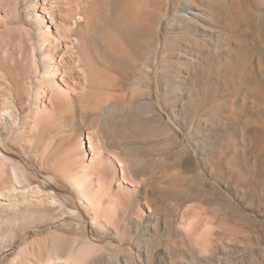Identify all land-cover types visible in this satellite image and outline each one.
I'll return each instance as SVG.
<instances>
[{
	"label": "rangeland",
	"instance_id": "1",
	"mask_svg": "<svg viewBox=\"0 0 264 264\" xmlns=\"http://www.w3.org/2000/svg\"><path fill=\"white\" fill-rule=\"evenodd\" d=\"M133 7L134 15L127 11L121 19L112 7L101 12L93 30L99 49L91 51L106 79L98 84L92 78L91 86L103 89L96 95H113L124 106H103L96 112L101 121L89 115L95 106L66 115L62 128L50 133L57 135L49 160L44 156L47 163L26 160L21 146L14 149L29 162L30 173L52 178L78 215L67 208L11 210L0 235L11 239L47 221L55 225L32 238L52 231L53 238L91 235L101 246L103 264H264V0H134ZM133 26L148 32L135 52ZM19 35L17 30L6 35L12 57ZM92 124L109 132L108 149L129 163L140 184L128 218L120 211L114 230L90 225L88 211L58 175L60 164L81 155L77 141ZM37 146L42 152L45 142ZM185 208L201 214L193 234L204 222L211 224L209 240L181 229Z\"/></svg>",
	"mask_w": 264,
	"mask_h": 264
},
{
	"label": "bare ground",
	"instance_id": "2",
	"mask_svg": "<svg viewBox=\"0 0 264 264\" xmlns=\"http://www.w3.org/2000/svg\"><path fill=\"white\" fill-rule=\"evenodd\" d=\"M133 5L134 0H0V227L6 223L11 210L36 208L38 213L40 210L52 212L67 208L71 216L78 215L79 211L72 208L71 200L66 201L57 193L52 178L43 177L36 171L34 174L30 173L31 166L26 160L42 164L50 150L48 147L53 143L51 140L57 135L50 133L62 128L69 117L66 115L85 112L87 106H95V113L89 115L101 121L100 113L96 112L103 109V106H124L116 102L113 95L105 98L96 95V92H103V89H94L91 86L92 78H97L100 82L98 84L104 83L106 79L99 68L100 62L97 64L92 59L91 51L99 49L93 30L100 25L101 12L112 7L119 15L123 14L118 15L120 18L127 11L129 15L133 14ZM190 14L199 16L196 12ZM11 30L20 33L15 44V57L10 54L7 44L6 35ZM129 30L132 52H135L143 46L142 40L148 36V32L146 29L139 30L137 26ZM141 60L140 70L143 72L145 60ZM65 118L67 120L64 122ZM98 127L92 124L82 130L76 145L81 155L73 156L71 163L68 161L60 164L58 175L70 185L72 195L80 206L88 211L90 225L95 229L108 231L117 228L120 213L128 216L134 196L139 193L136 188H140V184L132 178L129 163L108 149L106 141L109 132ZM47 133L50 136L44 137ZM39 142H45L42 152L37 146ZM20 146L24 149L26 160L14 152ZM65 167L71 170L66 171ZM142 205L148 213L154 214L150 204L144 202ZM187 210L185 208L183 212L186 221H181V229L193 234L197 222L201 220V214ZM38 223L41 221L38 220ZM54 225L55 222L45 221L37 226L33 225L28 231H19V236L12 234L11 239L0 235V264L7 258H10L8 264H103L102 255L98 254L101 246L91 235L86 234L82 238H53L52 231L43 238H32L39 229ZM210 225L204 222L199 226L193 234L197 240H209L212 237ZM145 227H150V224ZM29 238H32L30 242ZM25 240L27 244H24Z\"/></svg>",
	"mask_w": 264,
	"mask_h": 264
}]
</instances>
